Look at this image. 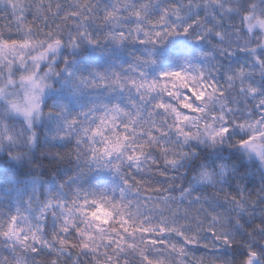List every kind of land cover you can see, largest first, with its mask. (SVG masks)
<instances>
[{
  "label": "snow or ice",
  "instance_id": "snow-or-ice-1",
  "mask_svg": "<svg viewBox=\"0 0 264 264\" xmlns=\"http://www.w3.org/2000/svg\"><path fill=\"white\" fill-rule=\"evenodd\" d=\"M0 264H264V0H0Z\"/></svg>",
  "mask_w": 264,
  "mask_h": 264
}]
</instances>
